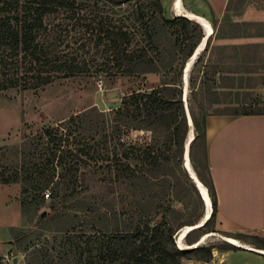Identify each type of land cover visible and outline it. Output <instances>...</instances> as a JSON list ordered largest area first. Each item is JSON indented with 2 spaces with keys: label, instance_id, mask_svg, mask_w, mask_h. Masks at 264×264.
Returning a JSON list of instances; mask_svg holds the SVG:
<instances>
[{
  "label": "trees",
  "instance_id": "obj_1",
  "mask_svg": "<svg viewBox=\"0 0 264 264\" xmlns=\"http://www.w3.org/2000/svg\"><path fill=\"white\" fill-rule=\"evenodd\" d=\"M87 1L0 0V95L9 90L43 89L57 79L83 74L84 64L81 66L68 58L61 61L59 53L44 44L41 34L47 31L45 20L49 16L66 11L74 17L88 6ZM101 1L120 6L128 0ZM138 22L146 43L137 48L131 47L132 34L126 26L116 24L112 18L99 16L87 24L93 36V47L103 45L106 59L102 64L114 70L110 72L117 76L172 70L173 77L151 90L139 89L125 94L113 111L112 119H106L104 113H97L92 108L89 113L84 111L70 116L61 123L63 125L41 129L31 140L36 143L29 145L28 152L20 150L22 176L14 170L10 177L0 179L3 183L20 181L21 192L27 196L33 194L31 202L35 204H44L45 192L53 197L64 190L76 194L81 190L78 185L81 169L100 156H97V149L78 140L75 133L83 130L84 119L92 113L101 116L98 121L102 130L110 122L112 130L101 142L112 157H104L109 163L104 167L102 180L114 184L124 193L125 198H129L128 205L118 203V209L116 205L105 203L104 210L80 200L68 205L65 212L73 214L71 221L75 220V223L70 226L67 221L61 230L65 233L63 243H71L57 252L58 260H66L67 264H182L184 259L207 264L212 259L215 246L180 249L175 242V234L180 229L195 226L205 213L197 188L182 168L188 125L181 81L184 64L203 38V30L197 22L183 16L166 18L160 0H148L145 5H139ZM227 25L234 32L240 28L238 24L233 28L231 23ZM242 25L247 26V23ZM214 34L217 36L218 32ZM210 38L204 51L209 48ZM219 72L216 65H202L199 69V103L197 107L192 101L189 104L194 129L189 160L198 180L207 189L212 210L207 221L190 230L184 239L186 245L191 246L203 234L220 233L264 250V237L260 235L227 232L217 230L215 226L217 200L207 160L206 117L264 115L261 98L240 91L241 86L235 87L234 91L214 90L229 88L223 83L225 78H217ZM194 84L190 77L192 96L197 92ZM211 106L222 107L209 112ZM133 130L150 132V142L140 145L127 142L125 145L124 136ZM107 143H111V150ZM117 147L124 149L117 151ZM48 188L51 192L46 191ZM175 202L181 204V209L172 204ZM50 208L53 211L50 220L56 223L70 216L60 213L53 205ZM217 249L235 251L240 248L222 243ZM43 256L51 258L49 264H56L50 251L45 250Z\"/></svg>",
  "mask_w": 264,
  "mask_h": 264
},
{
  "label": "rangeland",
  "instance_id": "obj_2",
  "mask_svg": "<svg viewBox=\"0 0 264 264\" xmlns=\"http://www.w3.org/2000/svg\"><path fill=\"white\" fill-rule=\"evenodd\" d=\"M139 1L140 3L137 0H128L120 6H113L101 0H88L86 2L88 6L81 9L78 15L74 17L69 16L71 15L69 12L61 11L45 20L47 31H43L41 34L44 44L50 45L59 53L58 56L61 61L68 58L81 66L84 64L85 67L82 66L84 72L72 78L57 79L43 89L24 92L9 90L5 95H0V173L3 174L0 179H2L1 177L4 179L10 177L14 170L18 172L19 177L22 176L20 150L22 148V152H28L29 145L33 146L36 143L31 140L36 137L41 129L63 125L61 123L70 116L84 111L89 113L92 108H95L97 113H104L106 119H112L113 111L119 107L121 98L125 94L139 89L151 90L159 86L165 79L173 77L172 70L133 76L114 75L110 72L114 70L102 64L106 59L103 45L98 48L93 47V36L90 29H87V24L99 16H107L112 18L116 24H124L132 34V48L145 45L142 28L138 22V7L145 5L148 0ZM160 1L166 18L177 17L172 9L173 0ZM248 1V4L254 8H252V17H248L250 20L245 21L247 26L237 25L240 27L236 29L237 32L231 31L227 23L240 19L241 15L239 14L246 8L245 6L240 10L234 9V11L227 12L223 18H216L213 14L211 15L215 24L213 30L214 32L217 31L218 35L214 36L215 34H213L208 50L200 52L188 72L186 102L183 101L184 109L187 106L189 111L190 101L194 107H197L200 99L199 69L202 65L207 67L211 64L216 65L220 71L217 78H225L223 83L224 85L227 83L226 85L229 87L213 88L214 90L234 91L235 87L241 86L240 91L247 92L252 96H259L263 107L264 0H246V2ZM201 6L208 11V14H211L209 7L203 0H182L184 10L199 11L202 9ZM256 11L259 13L256 14ZM259 14L261 16H256ZM78 17L81 20H77ZM259 18L261 20L257 21L256 19ZM234 35H248V37L236 42H225L226 38ZM200 56H202L201 61L196 64ZM190 77L195 81L194 91L197 90L195 96L190 93ZM182 87L184 88L183 84ZM183 88L182 92L184 91ZM191 98H194L195 102ZM216 107L222 106H211L208 111L212 112ZM100 119L101 116H95L92 113L90 117L84 119L83 130L75 133L78 140L87 143L94 150L97 149V156H100V159L89 161V165L81 169L78 177V185L81 190L76 194H71L70 190H64L56 197H53L52 194L46 197L45 192L43 194L44 204H35L34 201L31 202L33 194L27 196L26 193L21 192L20 181L9 183L0 181V264H49L51 258L43 256L45 250L50 251L54 257L52 261H55L56 264H67L66 260H58L57 252L62 246L65 249L68 248L71 243V241L63 243L65 233L61 230L67 221L70 226L75 223V220L74 222L71 221L73 214L65 212L68 205L75 200L95 207H102V210L105 209V203L116 205L118 209V203L128 205L127 200L129 198H125L124 193H121L114 184L105 183L102 180L104 167L109 163L104 157L109 156L111 158L112 154L105 150V144H102L101 141H104V135H109L112 127L108 122L109 125L105 130H102L99 123ZM128 134L127 137L124 136L126 143H123L125 145H128L127 142H132L133 145L146 144L151 140L150 132L147 131L133 130ZM111 146V143L109 145L107 143L110 150ZM16 147L18 148L16 149ZM123 149L117 147V151ZM46 191L51 192V189L48 188ZM122 199L125 201L121 202ZM172 204L179 209L182 207L176 202ZM51 205L60 213L69 214V218L61 219V223L50 220L53 216ZM203 205L205 212L204 202ZM121 215L122 218L125 217V215ZM43 217L46 219H42ZM50 221L52 222L49 223ZM66 227L68 228V226ZM182 229L175 234L177 247H179L177 244L178 234ZM209 234L211 235L205 239L202 238L206 234L201 235L198 241L191 246H186L184 238L181 242L183 247L186 246L185 248L201 245L215 246L212 248V259L207 263L212 264L214 252L220 251L217 246L222 243H230L221 238V236L227 237L226 235ZM69 236L70 234L67 235V238ZM247 244L255 248L252 244ZM36 248L37 251H34ZM182 264L201 263L194 259H184Z\"/></svg>",
  "mask_w": 264,
  "mask_h": 264
},
{
  "label": "crops",
  "instance_id": "obj_3",
  "mask_svg": "<svg viewBox=\"0 0 264 264\" xmlns=\"http://www.w3.org/2000/svg\"><path fill=\"white\" fill-rule=\"evenodd\" d=\"M203 2L211 14L202 6L199 11H184L203 17L212 27V14L223 18L227 12L245 6L239 14L241 18L231 22V28L252 17L253 7L246 0ZM244 38L231 36L225 42ZM205 130L207 160L217 200L216 229L264 237V115H209ZM239 242V250L215 251L212 264H264V253Z\"/></svg>",
  "mask_w": 264,
  "mask_h": 264
},
{
  "label": "bare ground",
  "instance_id": "obj_4",
  "mask_svg": "<svg viewBox=\"0 0 264 264\" xmlns=\"http://www.w3.org/2000/svg\"><path fill=\"white\" fill-rule=\"evenodd\" d=\"M172 9L175 12L174 14L176 16H183V17H186L187 19H190L192 21L194 20V21H197L198 23H201V25L203 26V29H204V33H205L203 35V39H201L200 43L195 48V51L193 52V54L189 58V61L187 63V68L185 70V72L187 74L189 72V70H190L193 62L195 61V59L200 55V52L202 50L204 51V48L206 46V43H207L208 39L214 34V30H213V27L211 26V24L206 19H204L203 17L198 16V15H194L192 13L185 12L184 9H183V7H182V0H173V2H172ZM183 89L186 92L187 91V86L185 88H183ZM187 124H188V127H189V130H188V133H187V135H188L187 136V142L188 141L192 142V140L194 138V130H193V124H192L191 117H190L189 121L187 120ZM186 149H187V146H186ZM189 157L190 156L188 155V150H187V152L185 153V159L183 160L185 162V164H184L185 166L184 167L188 168L189 171L192 174H194L193 171H191L190 166H189V164H190ZM197 185L199 186L200 193H201V195H202V197L204 199L203 202H204V204L206 206V214L205 215L207 216L206 217V221H207V219L210 216L211 210H212L211 200H210V197H209V194L207 192L206 187H204L199 181L197 182ZM200 225H202V223H199L196 226H200ZM192 228L193 227L185 226L179 232L178 238H177V244L179 245V248L180 249H186L185 248L186 246L183 247L184 245H182V242L181 241L185 237V233L187 231H189L190 229H192ZM210 235L211 234L208 233V234L204 235V237L202 239H205V237H208ZM221 238H223V240L227 241L228 243H230V244H232L234 246H238V247L241 246L240 242L237 239H234L232 237H222V236H221ZM253 249H255V248H253ZM259 251H261L262 253H264L263 250H259Z\"/></svg>",
  "mask_w": 264,
  "mask_h": 264
},
{
  "label": "water",
  "instance_id": "obj_5",
  "mask_svg": "<svg viewBox=\"0 0 264 264\" xmlns=\"http://www.w3.org/2000/svg\"><path fill=\"white\" fill-rule=\"evenodd\" d=\"M195 22H197V21H195ZM198 23V22H197ZM200 26H201V28H202V30H203V35L205 34L204 33V29H203V26L201 25V23H198ZM203 39V38H202ZM195 51V50H194ZM189 61V60H188ZM188 61L185 63V65H184V67H183V69H182V75H181V79H182V84H183V86H184V88L187 86V82H188V79H187V76H188V73L186 74V72H185V70H186V68H187V63H188ZM182 99H183V101L184 102H186V92L185 91H183V96H182ZM185 109H186V119L189 121V119H190V114H189V111H188V107L187 106H185ZM188 125V124H187ZM188 130H189V127H188ZM187 133H188V131H187ZM187 134H186V142H185V144H184V151H183V156H182V167L184 168V170L186 171V173L188 174V177L190 178V180L194 183V185H195V187L197 188V190H198V192H199V194H200V197H201V199H202V201L204 200L203 199V197H202V195H201V193H200V190H199V186L197 185V182L199 181L198 180V178H197V176H196V174H195V172H194V170H193V168H192V166L189 164V166H190V169H191V171H193V173L194 174H192L190 171H189V169L188 168H186V167H184L185 165V162L183 161L184 159H185V153L187 152V150H188V155H189V148H190V144H191V142L190 141H188L187 142ZM186 146H187V149H186ZM200 182V181H199ZM201 183V182H200ZM206 210H205V213H204V216H203V218H202V220L199 222V223H202V225L206 222ZM205 218V219H204ZM204 219V220H203ZM198 223V224H199ZM198 224H196V225H198ZM195 225V226H196ZM202 225H200V226H192L193 228L192 229H196V228H199V227H201ZM192 229H190V230H192ZM188 232V231H187ZM186 232V233H187ZM186 233H185V235H186ZM186 246H188V245H186ZM234 246V245H233ZM236 247H238V246H236ZM179 248V247H178ZM195 248V247H194ZM186 249H191V248H186ZM201 263V262H200ZM202 264V263H201Z\"/></svg>",
  "mask_w": 264,
  "mask_h": 264
},
{
  "label": "built area",
  "instance_id": "obj_6",
  "mask_svg": "<svg viewBox=\"0 0 264 264\" xmlns=\"http://www.w3.org/2000/svg\"><path fill=\"white\" fill-rule=\"evenodd\" d=\"M45 196L48 197V196H49V192H46V193H45Z\"/></svg>",
  "mask_w": 264,
  "mask_h": 264
}]
</instances>
